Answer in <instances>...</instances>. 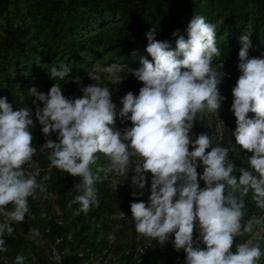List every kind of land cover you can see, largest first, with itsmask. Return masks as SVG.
I'll list each match as a JSON object with an SVG mask.
<instances>
[{"label": "clouds", "instance_id": "obj_1", "mask_svg": "<svg viewBox=\"0 0 264 264\" xmlns=\"http://www.w3.org/2000/svg\"><path fill=\"white\" fill-rule=\"evenodd\" d=\"M156 31L153 27L146 33V52L151 61L142 58L141 66L132 70L143 83L139 95L128 92L121 100V123L131 121L132 127L115 128L116 105L111 91L98 72L90 71L89 78L97 83L83 86L82 97H65L57 83L47 94L30 89L43 104L35 110L46 138L40 150H47L50 169L80 178L75 185L77 195L67 205L69 209L79 205L74 216L99 207L96 183L110 174L127 176L134 165V188L145 189L146 173L152 174L148 202L130 204L138 238L164 245L174 236L175 250L186 252L185 264H258L264 255L258 242L248 239L232 249L236 237L264 230V217L253 216L244 222L243 199L251 192L256 206L264 210V58H250V34L240 36L241 75L232 89L231 111L237 124L233 135L236 144L253 155L248 160L250 168L240 169L237 180L232 175L229 149L219 143L213 146L212 136L206 133L195 139L191 134L194 122L203 120L206 114L217 115L224 100L219 85L227 74L212 66L221 54L216 25L195 14L187 28L188 38L179 35L175 50L167 41L157 40ZM173 35L177 36L178 30ZM218 67L223 68V64ZM70 71L64 63L49 70L53 79L61 81ZM100 71L112 73L113 68L107 66ZM249 113H254V118H249ZM32 117L30 109L14 110L6 98H0V252L8 251L5 233L11 236L12 224L24 222L29 214V198L39 199L37 190L46 192L51 179L50 171L39 182L37 179L41 169L33 159L37 148L30 131ZM53 132L58 133V142L50 138ZM98 153L108 164L94 172ZM200 165L203 173L199 179L204 181V188L199 186ZM138 194L143 193H132ZM194 229L199 231L197 240L193 238ZM30 235L39 236V230L31 229ZM109 240H115V235L110 234ZM200 243L206 247H199ZM25 259L18 254L14 264H25Z\"/></svg>", "mask_w": 264, "mask_h": 264}, {"label": "trees", "instance_id": "obj_2", "mask_svg": "<svg viewBox=\"0 0 264 264\" xmlns=\"http://www.w3.org/2000/svg\"><path fill=\"white\" fill-rule=\"evenodd\" d=\"M195 14L216 25L217 44L224 40L231 46L240 47V36L250 34L252 48L249 55L264 58V0H0V98H6L14 110L26 107L33 112L34 126L30 131L34 137L33 146L37 148L33 159L41 169L38 182L49 171L51 174L47 191L37 190L39 199L29 198L30 212L25 221L12 224L14 232L11 236L5 233L8 251L0 253L16 257L31 251L40 264H56L52 256L58 249L56 235L62 228L53 214V203L62 210L71 211L72 215L79 207L73 204L69 209L67 205L77 195L75 185L80 178L70 180L67 173L54 167L50 169L47 150H40L46 138L36 120L35 110L43 104L30 94V89L34 87L38 92L47 94L58 79H53L49 70L53 65L59 67L62 63L71 68L65 80L81 75L105 57L139 68L142 58L152 59L146 52V33L155 27L156 39L167 41L175 50L179 35L188 38L187 28ZM177 30L178 35L174 36ZM258 46H262V50L256 52ZM122 80L120 84L135 83L132 77ZM219 91L224 97L218 111L223 124L216 143L229 149L228 159L234 165L232 175L239 180L240 169H247L246 164H242L247 150L236 144L233 135L237 127L231 111L233 95L226 87H221ZM115 112L117 122L120 117L119 112ZM248 116L254 118L255 114L249 113ZM128 127H132L131 121L129 124H115V128L120 130ZM201 133L213 135L207 114L203 120L195 121L191 130L193 139ZM57 136L58 133L53 132L50 138L58 142ZM189 150H193L191 146ZM107 164L106 159L101 162V167ZM22 167L26 169V166ZM200 170H203L202 165L197 167V172ZM114 175L110 174L108 179L95 184L99 207L92 208L88 217L85 213L73 215L74 231L68 237L64 236L63 240L67 237L74 248L62 256L59 264H91L96 260L106 264L119 257L125 264H144L141 262L144 258L146 264H159L165 261L164 257L170 264H175L172 260V254L176 252L174 236H170L164 245L138 238L131 218V203L148 202L151 174L146 179L145 189L134 188L131 178L120 191L110 187L109 182ZM134 191L143 194L133 196ZM52 193L57 197L55 202L50 199ZM243 199L246 222L253 217L255 210L248 195ZM7 208L12 210V205ZM0 222H3L2 216ZM31 229H38L40 235L31 236ZM110 234L115 235V240H109ZM198 237L199 231L194 229V240ZM42 241L52 243L50 254L45 253ZM239 243L240 237H236L233 251ZM199 247L205 248L206 245L200 243ZM177 252L186 255L183 249ZM182 264H185V259ZM258 264H264V255Z\"/></svg>", "mask_w": 264, "mask_h": 264}, {"label": "rangeland", "instance_id": "obj_3", "mask_svg": "<svg viewBox=\"0 0 264 264\" xmlns=\"http://www.w3.org/2000/svg\"><path fill=\"white\" fill-rule=\"evenodd\" d=\"M219 50H220V56L215 58L212 62V66L216 68L217 71H221L226 73L227 75L223 77L221 84L219 85V89L221 87H226L229 89V91L232 93V89L235 87L239 76L241 75L238 64H239V50L240 47H235L229 45L227 42H224V40L221 41V43L217 44ZM262 50V46H258L256 49V52H259ZM250 58H252L249 55ZM261 58V57H260ZM223 64V68L219 69V65ZM111 66L113 68L112 73H104L101 72L100 69L103 67ZM140 66V64H139ZM138 68H132L128 65L121 64L115 60H110L107 57L100 58L91 68H87L84 70V72L81 75H78L76 77L70 78L68 80L61 81L57 79L55 81V84H60L62 92L65 94V97L69 99H75L78 97H82L83 93L81 91V88L83 86L88 85H95L97 82L93 81L89 78V72L90 71H96L98 74L101 75L103 84L105 86H108L111 91V100L116 105L115 111L120 112V109L123 107L121 100L122 98L128 93L132 92L134 95H139V90L141 87H143V83L138 81L133 75L132 70H135ZM128 72V73H126ZM131 72V74L129 73ZM127 74V75H125ZM134 78L135 83L132 85L120 84L121 80L124 78V80H128L129 78ZM121 79L120 82L114 83L116 79ZM79 79L80 83H77V80ZM123 81V80H122ZM210 124L212 126V137L214 140V143H216L220 139L221 130H222V124H223V118L219 115L215 114H207ZM130 121L126 120L123 123H121V118L115 124H129ZM99 156V159L96 163V165H93V171L96 170L97 167H101V162L106 160V158L103 156V154H97ZM253 155V153L248 152L246 153V158L244 161H242V164H246L247 169L250 168V165L248 163L249 158ZM134 165L132 166V170H130L127 174V176H118L114 175L110 179V187L113 188L116 191H120L124 185L125 182L128 179H131L133 177L134 173ZM203 170L198 171V180H199V186L201 188L205 187V184H203L202 180L199 179V175ZM151 173H146V179ZM68 178L70 180H77L79 177H73L69 174H67ZM152 176V174L150 175ZM250 197L252 204H254V215L256 217H264V210L259 209L255 202L252 200V193L250 192L248 194ZM55 194H50V199L52 202H55L56 200ZM53 214L56 217L57 222L60 224L62 231L58 235H56L57 239V245L58 249L55 250V254L52 256L53 263L58 262V260H61L62 256L68 253L69 251L73 250L74 244L70 243L69 239L67 238L70 234L74 231V221H73V215L71 214V211L69 210H62L57 206L55 203H53ZM89 214L87 213V217ZM67 236L64 240L63 237ZM248 239H252L253 242H258L261 246V251L263 253L264 250V230L261 229H255L253 234L251 235H244L240 236V242L243 243ZM42 246L45 249V253L50 254V247L52 246V243L42 241ZM26 259L25 264H40L35 256L31 253V251H25L21 253ZM186 255L184 252H174L172 254V260H174L175 264H182L183 260L185 259ZM165 261L160 262L159 264H170L167 257H164ZM146 259L144 258L141 262L146 264ZM15 262V256H12L9 253H0V264H14ZM91 264H100L97 260L94 263ZM106 264H125V261L119 258H112L109 260Z\"/></svg>", "mask_w": 264, "mask_h": 264}, {"label": "built area", "instance_id": "obj_4", "mask_svg": "<svg viewBox=\"0 0 264 264\" xmlns=\"http://www.w3.org/2000/svg\"><path fill=\"white\" fill-rule=\"evenodd\" d=\"M56 252V251H55ZM61 262V260H58V262H55L56 264H59Z\"/></svg>", "mask_w": 264, "mask_h": 264}]
</instances>
